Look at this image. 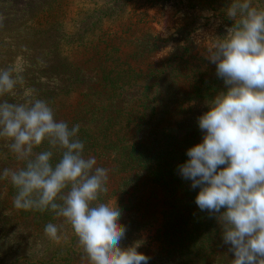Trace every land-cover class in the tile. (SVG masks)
<instances>
[{"label":"trees","instance_id":"trees-1","mask_svg":"<svg viewBox=\"0 0 264 264\" xmlns=\"http://www.w3.org/2000/svg\"><path fill=\"white\" fill-rule=\"evenodd\" d=\"M62 1L34 6L30 0H0V22L19 28L43 26V17L49 23L58 18L60 29L70 4L58 10ZM147 2L153 1L110 0L113 16L101 17L97 42L81 58H71L70 65L77 70L73 81L78 79L85 87L83 99L69 103L53 97L49 103L57 120L70 127L80 125L85 156H94L97 166L109 170V191L98 202L116 197L125 236L135 234L138 240L150 227L142 252L150 257L148 264H225L233 253L223 242L219 214L210 216L198 208L195 198L200 188L193 189L178 166L189 159L187 150L203 140L197 121L209 110L207 101L226 88L216 75V65L205 58L206 49L197 52L193 63H185L187 53L175 51L160 61L152 59L159 49L157 39L142 32L151 26L147 8L152 5ZM10 42V48L18 51L0 52V68L20 52ZM64 72L71 74L68 69ZM156 95H165L161 103ZM154 116L160 118L159 124L151 123ZM55 158L59 159L58 153ZM21 166L0 141V169ZM15 193L9 181L0 180V264H90L64 218L50 211L17 210L12 203ZM131 216L134 229L128 230ZM49 222L64 225L59 241L45 234ZM123 239L122 247L132 245L130 237Z\"/></svg>","mask_w":264,"mask_h":264},{"label":"clouds","instance_id":"clouds-1","mask_svg":"<svg viewBox=\"0 0 264 264\" xmlns=\"http://www.w3.org/2000/svg\"><path fill=\"white\" fill-rule=\"evenodd\" d=\"M226 16L233 25L214 37L205 56L226 91L207 101L209 110L197 121L203 140L187 150L178 171L200 188L198 208L219 214L232 264H264V6L232 0ZM14 73L0 68V98L22 82ZM79 133L80 125L57 120L45 99H0V141L22 163L0 169V180L16 189L13 206L64 218L90 264H148L150 257L138 251L141 242L121 246L126 227L116 197L98 202L109 191V170L85 156ZM63 228L49 222L44 231L59 241Z\"/></svg>","mask_w":264,"mask_h":264},{"label":"rangeland","instance_id":"rangeland-1","mask_svg":"<svg viewBox=\"0 0 264 264\" xmlns=\"http://www.w3.org/2000/svg\"><path fill=\"white\" fill-rule=\"evenodd\" d=\"M35 4L48 0H30ZM132 3L140 0H123ZM145 3L147 0H142ZM147 2L152 7L147 8L150 27L142 30L144 35L157 39L158 51L154 60L169 57L170 54L187 53L185 63L189 60L194 62V56L199 50L204 51L211 45L214 37L226 35V27H231L234 23L226 16V9L232 0H150ZM68 11L64 19V26L58 29V18L50 19L51 23L42 18L43 26H24L19 28H9V23L0 22V52H15L10 48L11 42L19 46V54L11 61V64L3 65V68L15 69L14 74L22 76V82L17 86L10 96L5 98L10 102L21 103L31 98H41L48 102L53 97L66 98L67 101L78 100L85 87L77 79L73 81V76L77 70L71 67V58H81L82 52L88 49L93 41L98 40L100 34L101 17L113 16L114 10H109L112 4L110 0H63L58 6V10L68 4ZM258 6H264V0H253ZM3 9H5L3 7ZM99 9V10H98ZM98 10V11H97ZM3 13H6L3 11ZM3 15V14H2ZM2 15L0 17H2ZM44 20V22H43ZM46 21V22H45ZM100 22V24H99ZM185 48L191 49L186 51ZM25 50L22 52L21 50ZM157 49V48H156ZM73 51L79 52L78 55ZM10 55V54H8ZM3 58H0V62ZM33 59V62L30 61ZM9 65V66H8ZM184 69H186L185 66ZM70 70L67 75L64 71ZM26 77V78H25ZM71 84V85H70ZM72 90H77L75 93ZM165 95L157 96L156 101H162ZM148 120V119H147ZM146 120V121H147ZM154 125L160 123V118L154 116L151 120ZM133 218L129 219L128 230H133ZM150 227L147 226L140 237L135 234L127 235L132 244L141 242L139 252H144L143 248L149 242ZM136 239V240H135ZM224 260L225 264H232L235 259Z\"/></svg>","mask_w":264,"mask_h":264}]
</instances>
